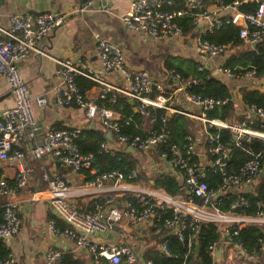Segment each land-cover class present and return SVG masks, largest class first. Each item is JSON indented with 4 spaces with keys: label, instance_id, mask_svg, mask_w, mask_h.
<instances>
[{
    "label": "built area",
    "instance_id": "obj_1",
    "mask_svg": "<svg viewBox=\"0 0 264 264\" xmlns=\"http://www.w3.org/2000/svg\"><path fill=\"white\" fill-rule=\"evenodd\" d=\"M241 2L253 4V12L239 11ZM172 5V0H133L117 19L125 30L152 40H177L192 31L195 33L193 52L198 61L197 71L206 70L211 78L213 74H218L223 81L246 84L257 90L262 87L257 84L264 81V72L257 74L254 66L227 68L221 64H213L211 69H207L205 61L207 63L219 58L236 45L231 42L210 43L204 36L222 24L232 25L238 29V45L244 50L256 52V46L264 36V0H229L228 3L211 0L207 8H202L199 0H181L180 7L175 10L171 9ZM83 9L84 6H80L78 11ZM183 18L190 19V32L183 33L178 23ZM63 21V15L50 12H40L34 16L15 13L9 16L7 28L0 26V80L5 83L12 98V106L0 112V166L5 164L16 169L11 185L4 178H0V197L5 199L0 222V241L5 243L8 238L15 236L20 227L14 196L25 187L31 171L24 160L27 158L37 161L48 157L62 168L76 174L85 171L92 177L83 183L81 189L76 190L77 196L89 197L92 205L89 210L78 211L68 202L67 182L62 176L41 175L46 183L48 204L53 213L71 227L61 230L48 221L46 229L55 238L70 241L75 250L85 251L92 264H101V260L107 264H137L134 247L126 241L127 233L143 224L147 225L151 234L165 231L175 235L180 242L181 231L188 229L193 232L200 223L212 224L221 232L219 242L208 248L212 263H215L217 251L221 260L223 249L228 257L233 254L239 259L253 260L254 258L245 253L240 242L232 241V236L245 227H257L264 231V206L255 202L253 211L247 215L244 211L248 208V203L243 198V195L253 192L257 177L264 167V109L255 105L238 104L234 93H230L228 99L221 100L189 93L197 80L190 76L181 78L173 71L164 77L171 84L165 90L153 82L146 72L126 68L121 50L98 38L94 39L93 53L100 70L115 75L121 85L115 81L111 84L103 82L98 75L86 70L80 60H55L58 66V83L49 92L32 99L17 66L35 50L43 37L61 26ZM200 24L203 28L198 30L197 26ZM76 76L97 85L96 99L103 100L109 96V104L112 105L116 96H121L132 101L134 111L145 118H150L149 111L154 118H157L155 114L161 113L158 115L160 126L154 130L147 129L144 138L128 136L124 129L127 123L118 122L120 115L115 109L97 106L79 93L74 83ZM47 93L51 94L56 106L76 107L83 111L87 120L97 123L105 140L99 146L100 152L111 154L116 150H123L144 160L156 158L164 172L177 180L180 186L178 193L170 196L151 185H139V168L136 166L126 178L116 171L96 175L97 171L92 165L93 156L81 154L75 144L80 131L77 128H50L45 132L42 141H38L28 153L24 152L21 147L23 138L31 139L37 132L32 101L38 107L44 106ZM258 94L264 102V91ZM229 100L235 106L233 118L236 120L232 118L223 122L206 118L209 110L223 106ZM171 115L183 116L193 124L189 126L190 132L183 137L181 146L165 143L164 125ZM238 118L242 120L237 121ZM257 120L259 125L253 128ZM153 122L151 118L150 127ZM208 128L228 130L231 133V144L249 155L237 171H227V145L220 140L217 132L209 133ZM107 133L110 135V143L105 138ZM253 139L259 142L257 151L242 148L241 141L250 143ZM130 149L133 152H129ZM208 170L220 177V183L215 189H210L202 181ZM124 179L133 180V183H126ZM124 195L134 197L137 207L129 203L117 205L116 198ZM229 195H234L235 199L221 211L220 199H227ZM165 211L168 216L163 215ZM114 228H117L116 240L112 243L89 239L90 236L111 233ZM195 238V233L188 235L187 248ZM164 240L161 239L158 250L163 256L169 257ZM259 244L262 252L264 243ZM43 256V264H55L60 252L49 248ZM13 262L10 254L0 259V264ZM140 264L152 262L145 260Z\"/></svg>",
    "mask_w": 264,
    "mask_h": 264
},
{
    "label": "crops",
    "instance_id": "obj_2",
    "mask_svg": "<svg viewBox=\"0 0 264 264\" xmlns=\"http://www.w3.org/2000/svg\"><path fill=\"white\" fill-rule=\"evenodd\" d=\"M4 1L5 3L0 6V26L7 28L9 16L15 13L20 14L21 9L18 8V0ZM131 1L133 0H110L108 5L102 6V0H87L84 4H81L80 0H54L50 3L49 8H47L46 0L28 1L24 8L32 10L34 14L26 15L34 16L40 12H50L64 16L62 25L43 37L35 46V50L30 52L17 66L20 77L28 88L30 98L33 99L40 94L49 92L58 83L56 74L58 66L55 64V60H67L70 62L80 60L86 70L91 71L93 75H98L103 82L111 84L112 81H115V83L121 85L120 80L115 79V75L100 70L98 60L93 53L95 38L120 49L124 56L126 68L146 72L153 82L158 83L165 90L171 87L170 81H165L164 77L167 72L162 67L163 61L168 56H171L173 52H178L179 55L176 53L175 58L189 60L195 65L198 63L193 52L194 32L192 31L177 40L161 41L152 40L139 33L125 30L118 21L117 16L125 12ZM210 1L199 0L202 8L209 7ZM80 6H84L82 11H78ZM202 28L201 24L197 26L198 30ZM245 51L248 50L236 45L235 48L226 51L219 58L207 63L205 61L204 64H206L207 69H211L213 64H221L223 66L225 60L230 56ZM153 56L162 58L159 65L160 68L155 65ZM162 71H164L163 75ZM217 79L223 81L219 76ZM223 82L228 87L229 95L234 93L238 98V104L242 106L244 105L241 103L240 92L242 90H257L254 87L246 86V84H238V82ZM257 86H262L256 91L257 93L264 91L263 80ZM84 97L95 102L97 85L94 84L93 87L86 91ZM11 106L12 98L8 88L0 80V112ZM32 111L37 122V132L39 134H35L31 139L23 138L21 147L27 153L38 141L44 139L45 132L50 128H77L79 130L99 131L97 123L87 120L82 110L76 107L61 108L56 106L50 93H47L46 104L42 107H38L32 101ZM91 124L92 128L89 129ZM144 130H147V127ZM108 143H110L109 140ZM134 159L135 166L139 168L141 181L139 185H151L152 178L157 173L164 172L160 161L154 157L144 160L134 155ZM153 162L154 164H152ZM24 163L31 171L25 187L14 196L20 227L16 235L11 238L10 243H4L8 254L13 258V264H43L44 252L49 248L58 250L60 254H70L74 260H78L82 264H92L88 254L83 250H75L70 241L55 237L54 240H51L50 233L46 229V223L50 215L54 217L56 215L48 204L49 195L46 190V183L41 178L42 174H58L62 176L67 182L68 202L72 203L77 210L86 211L89 208L87 205L91 204L90 198L85 195L77 196L78 192L76 191L81 189L84 183L83 181L86 178L84 174H76L62 168L48 157H43L37 161H31L26 158ZM262 170L264 172V167ZM15 171L14 166L10 167L2 164L0 166V178H4L11 184ZM116 203L117 205H123L126 201L123 200L122 196L116 198ZM59 220L62 221L61 219ZM67 226L71 228L68 224ZM116 232L117 228H114L111 233H107L104 236H90L89 239L112 243L116 240ZM166 235L168 233L165 231L151 234L145 224L129 231L126 241L134 247L136 263L140 264L145 261L144 254L148 249L158 250L161 239Z\"/></svg>",
    "mask_w": 264,
    "mask_h": 264
},
{
    "label": "trees",
    "instance_id": "obj_3",
    "mask_svg": "<svg viewBox=\"0 0 264 264\" xmlns=\"http://www.w3.org/2000/svg\"><path fill=\"white\" fill-rule=\"evenodd\" d=\"M173 5L171 9H178L181 5V0H172ZM223 3H228L229 0H221ZM87 0H80L81 4L86 3ZM239 11L244 13L253 12L254 5L249 3L241 2L238 7ZM183 33L190 32L192 30L191 21L189 18H183L178 21ZM237 28L232 25L222 24L218 29L214 30L212 33H206L204 39L210 43L214 44H226L233 43L238 45L239 41L237 39ZM253 51L239 52L234 56H230L225 60L223 66L227 68H233L234 66H254L256 68L257 74H262L264 72V60L262 56L264 55V36L261 38L259 43ZM163 70L165 72L173 71L181 78H186L188 76L197 80V84L192 86L189 93L198 95L202 98H213V99H228L229 91L227 85L219 80L209 77L206 70L197 71L196 65L182 58H175L173 56H168L165 61H163ZM74 83L81 95L88 91L94 84L83 77L76 76L74 78ZM241 103L245 105H255L264 109V102L255 91L242 90L240 92ZM97 106H102L105 108L115 109L119 115L120 119L118 122L121 124L127 123L124 126L125 133L130 136H138L144 138L146 136V127L148 130L157 129L160 126L158 122V115L155 114L157 118L149 111V117H141L136 112H132L131 106L127 103V99L121 96H116L114 104H109V96H106L103 100L96 99L94 102ZM235 106L229 100L225 105L220 107H214L206 113L207 119H215L220 121H228L233 118ZM153 118L154 122L151 124L150 121ZM236 120V118H233ZM242 118H238L237 121H241ZM255 122L253 128H257L259 125ZM193 125L191 121L180 115H171L166 121L165 128V143L167 145L175 144L181 146L182 139L187 135L189 131V126ZM145 127V128H144ZM147 130V131H148ZM209 133L217 132L220 136V140L227 145L231 144V133L228 130L220 129L215 130L213 128H208ZM105 140L102 133L95 130L83 129L79 131L78 137L75 140V144L81 154H91L93 156L92 165L96 169V175L103 174L111 171H116L122 173L124 178L135 168L134 156L123 150H116L111 154L100 152L99 146ZM241 146L243 149H249L251 151H257L259 149V142L253 139L250 143L241 141ZM249 158V155L233 146L231 144L230 151H228L227 160V171L235 172L238 168ZM80 174H84L86 177L85 181L92 179L89 177L85 171H81ZM262 177L256 181L253 192L251 194L243 195V198L248 203V208L244 211L245 214H250L253 211V205L255 202H259L264 206V172H260ZM1 176V175H0ZM202 181H204L210 189H215L220 183V177L216 174L211 173L209 170L203 175ZM126 183H133V180H126ZM11 185V184H10ZM151 186L154 188H159L163 190L166 194L174 196L180 190V186L177 180L167 172H159L152 178ZM20 191V190H19ZM17 191V193L19 192ZM16 193V194H17ZM135 198L129 195H124L123 200L129 203L131 206L137 207L135 203ZM235 199L234 195L227 196V199H220L221 205L220 210L224 211L227 205ZM5 203V199L0 197V222L2 216V209ZM92 203L88 204L87 210L90 209ZM80 211V210H78ZM164 216H168L165 211ZM18 217V214H17ZM19 219V218H18ZM48 221L55 224L58 229L68 228L67 224L60 221L54 216H49ZM191 233L196 234L195 241L191 244L189 248L186 246V240L188 235ZM182 242L178 241L175 235L168 234L164 237V243L166 249L170 256H163L159 250L148 249L144 254V259H148L152 264H216L212 263L211 258L208 253V248L215 243H218L221 238V232L212 224H198L197 228L191 232L188 229L181 231ZM163 240V239H162ZM232 241L240 242L245 253L252 257L261 256L262 252L259 250V243H264V231L257 227H245L237 231L235 236H232ZM196 245V250H195ZM8 251L6 250L5 244L0 241V259L6 258ZM55 264H82L78 260H74L72 255L67 253H61L59 259ZM101 264H105V261L101 260Z\"/></svg>",
    "mask_w": 264,
    "mask_h": 264
},
{
    "label": "water",
    "instance_id": "obj_4",
    "mask_svg": "<svg viewBox=\"0 0 264 264\" xmlns=\"http://www.w3.org/2000/svg\"><path fill=\"white\" fill-rule=\"evenodd\" d=\"M28 1H30V0H18V8L21 9V12H20L21 15L34 14V12H33L32 10H29V9H27V8H24L25 4H26ZM53 1H54V0H46L47 8H49L50 3L53 2ZM109 2H110V0H102L101 5H102V6L108 5ZM3 3H5V1H4V0H0V6H2ZM238 23H239V21H237V24H238ZM254 45H255V44H253V46H254ZM212 77H213L214 79H217V78H218V74H213ZM127 103H128L129 105L132 106V101L128 100ZM132 112L135 113L134 108H132ZM91 128H92V124L90 125L89 129H91ZM36 134H39V132H36ZM105 138H106L107 140L111 141V139H110V135H109L108 133L105 135ZM230 147H231V144H228V151H230ZM129 152H133V150L130 149ZM261 177H262V174H259L258 177H257V180H259ZM49 235H50L51 240H54V236H53L52 234H49ZM10 241H11V238H8L5 242H6L7 244H9ZM195 250H196V245H195ZM240 260H243V259H240ZM243 261H244V260H243ZM245 262H246V261H245ZM215 263H216V264H219V252H218V251L215 253ZM253 264H261V263H259L258 261H254Z\"/></svg>",
    "mask_w": 264,
    "mask_h": 264
},
{
    "label": "rangeland",
    "instance_id": "obj_5",
    "mask_svg": "<svg viewBox=\"0 0 264 264\" xmlns=\"http://www.w3.org/2000/svg\"><path fill=\"white\" fill-rule=\"evenodd\" d=\"M176 53L178 54V52ZM176 53L173 52L171 56L174 57ZM153 58H154L155 65H157V67L160 68L159 65L161 63L160 61L162 60V58H159L157 56H153ZM159 70H162V69H159ZM161 73L163 75L164 71H162ZM254 261H258L259 263L264 264V250L262 251L261 256L255 257L253 260L243 261V260H240L237 256H233V254H230V257H228L227 252L225 251V249H223L221 252V260H219V264H253Z\"/></svg>",
    "mask_w": 264,
    "mask_h": 264
}]
</instances>
